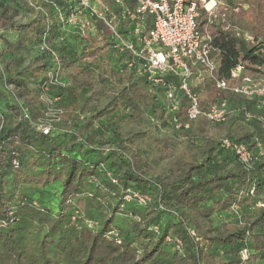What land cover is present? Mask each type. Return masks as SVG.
<instances>
[{
	"label": "trees",
	"instance_id": "16d2710c",
	"mask_svg": "<svg viewBox=\"0 0 264 264\" xmlns=\"http://www.w3.org/2000/svg\"><path fill=\"white\" fill-rule=\"evenodd\" d=\"M8 1L0 12L2 50L13 56L38 44L40 57L16 70L0 53V264H264V207L255 206L264 202V147L245 168L222 144L229 139L257 153L264 130L244 115H264V106L206 79L192 87L201 107L225 100L231 114L222 124L199 118L177 130L173 118L187 122V99L171 115L166 88L148 82L132 53L113 48L104 24L87 13L81 18L94 30L82 39L67 22L76 2ZM224 2L212 23L203 10L197 17L211 38L217 77L228 80L243 64V75L264 79V0ZM20 10L32 18L11 22ZM233 27L251 33L257 46ZM100 58L110 76L123 78L102 106L108 80L89 65ZM43 124L47 134L38 129ZM161 126L183 135L186 146L177 150L172 138L157 135ZM127 189L148 197L146 204L125 201Z\"/></svg>",
	"mask_w": 264,
	"mask_h": 264
},
{
	"label": "built area",
	"instance_id": "2783aa9c",
	"mask_svg": "<svg viewBox=\"0 0 264 264\" xmlns=\"http://www.w3.org/2000/svg\"><path fill=\"white\" fill-rule=\"evenodd\" d=\"M64 1L68 5L76 2L74 4L76 10L68 16L67 22L71 26L77 25L82 39L87 40L90 31L94 30L93 22L81 18L83 13H87L94 20L104 24L113 42V48L120 52L127 50L132 53L148 82L161 84L166 88L167 109L171 115L177 113L181 96L187 99V122L183 123L176 116L173 118L177 130L188 129L189 123L199 118L206 119L212 125L222 124L231 114L232 111L225 100L211 103L206 108L201 107L199 96L192 87L206 79L213 80L219 90H229L235 95L256 100L258 109L264 106V79L243 75V64L231 70L228 80L219 79L216 75V64L211 56V38L207 27L203 32L199 30L197 17L200 10L205 11L207 23L210 24L216 16L217 9L225 7L224 0H133L134 4L131 7L127 4L130 0H111V6L105 5L101 0ZM110 7H115L117 11H111ZM147 18L151 20L149 29L146 27ZM120 26L128 30L134 40L121 34ZM229 27L230 25H227L225 29ZM233 29L240 33L245 41L257 46L258 41L251 33L240 31L237 27ZM40 50L50 51L45 44L40 46ZM168 76L177 82H172ZM254 116L264 130L263 114L252 115L251 112H246L244 119L248 121ZM38 129L47 134L50 126L43 124ZM222 144L225 149L234 153L245 168H251L257 156L262 153L264 140L257 143V153L248 149L245 144L229 139H223ZM16 163L15 160L12 162L15 166ZM112 182L116 183L115 180ZM253 194L254 187L249 191V195ZM147 198L131 189L124 192V199L127 202L136 200L144 205L148 201ZM255 206L264 207V202H258ZM76 216L77 212L71 220L74 221ZM240 257L245 261L248 249L243 248Z\"/></svg>",
	"mask_w": 264,
	"mask_h": 264
},
{
	"label": "rangeland",
	"instance_id": "374dc122",
	"mask_svg": "<svg viewBox=\"0 0 264 264\" xmlns=\"http://www.w3.org/2000/svg\"><path fill=\"white\" fill-rule=\"evenodd\" d=\"M11 1V0H10ZM0 3L3 4V2L0 0ZM9 1L6 0V3H4V6L0 5V12L1 10L9 5ZM32 18V14H30L29 12H25L24 10H20V12L16 15V16H12L11 17V22H14L15 24H21V23H25L26 21H29ZM1 24V23H0ZM3 29V26L0 25V31ZM67 34V29L66 27L62 28L61 31V36L63 37V39L65 40V36ZM75 39V37H77L76 33H73L72 35ZM8 38H12L11 33L7 34ZM14 37L16 38V35H14ZM38 44L37 45H29V44H25L24 47L20 48L19 50H16L13 54V56H10L9 53H4V51L2 50V46H1V41H0V53H1V57L5 58V59H12L13 60V68L14 69H20L22 67L28 66L30 64H33L35 62V60L37 58H39L40 54H39V49H38ZM60 46V42H58L56 44V47ZM13 57V58H12ZM106 58L108 57V54L105 56ZM107 62V60H104L103 58H100L97 62H93L90 63L89 65L95 70V77L98 80H101L102 78H105L108 80L107 86H106V90H105V96L104 98L98 103L99 106H102L107 100H108V95L110 93H113L114 91H116L118 89V85L120 83V81L122 82L123 78L118 76L115 74L113 76H110L109 74V66L105 65L104 63ZM72 68L67 67L65 70V76L70 73V71ZM74 69V68H73ZM21 79H26V76H22ZM10 87H12L15 90H18L19 87H15L14 85L11 84ZM212 134L216 135L217 139H220L223 135V133H216L212 130ZM157 135L159 136H167L172 138L175 142H176V148L177 150H182L186 144H184L185 142V138L183 135H178V134H174L172 132V130L166 126L163 127L161 126V129L158 131ZM163 164H160L157 167H160ZM211 222H213L214 224L219 222L216 219H212Z\"/></svg>",
	"mask_w": 264,
	"mask_h": 264
}]
</instances>
